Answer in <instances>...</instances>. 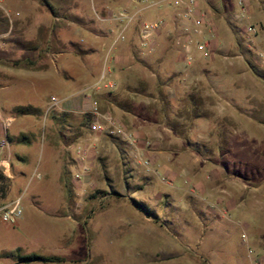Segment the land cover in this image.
<instances>
[{
  "label": "rangeland",
  "instance_id": "374dc122",
  "mask_svg": "<svg viewBox=\"0 0 264 264\" xmlns=\"http://www.w3.org/2000/svg\"><path fill=\"white\" fill-rule=\"evenodd\" d=\"M127 1L129 0H69V15L64 21L66 25L56 29V33L64 35V40L61 45L52 47L46 53L49 70L34 68L28 64V60L23 59L21 66H7V74L0 79V124L1 117L12 116L13 121L6 130V136H22L24 139L8 140L12 176L9 181L6 178L0 179V198H4L7 193L5 202L18 199L22 209V216L15 223L4 221L0 216V264H14L11 252L14 255L35 252L50 256L70 252L73 245H80L77 256L81 260L62 264H264V125L263 130H259V125L247 124L245 135L258 133L257 138L243 139L234 145L233 153L236 156H247V159L236 158L232 151L226 152L229 136L226 135L216 143L215 157L218 160L225 158L230 177L228 188L235 203L223 205L225 212L219 209L222 205L214 203L212 196L200 190L191 174L180 172L175 175L167 167L155 165L153 167L156 171H146L131 154L126 153L127 158L115 154L111 149L107 150L114 142L126 148L121 140L104 132H100L95 139L96 132L88 126L78 128L77 136L72 142H96L99 149V142L102 141L103 148L108 153L106 158L93 156L87 160V170L74 164L68 167L64 164L60 153L63 144L60 143L58 128L49 117L50 112L56 108L48 106L49 103L56 105L76 94L85 93L83 82H95L105 68L103 54H115L117 46L127 41L132 32L139 51L149 61L145 62L150 64L148 66L152 70L156 69V56L152 54L154 47L151 51H145L137 33L145 20L140 17V12H134V7L126 5ZM133 1L143 10L147 9L145 7L150 0ZM196 1L201 9H207L208 5H204V0ZM170 5L177 6L182 20L186 21V26L180 29L173 28L175 22L173 19L170 21V30L174 33L177 48L185 52L184 44L189 41V53L193 44L198 55L194 65L201 68L211 63L217 75L225 83L230 82L233 77L231 61L241 58L229 55L225 59L216 52L213 54V61L211 57L204 58V50L199 47L203 40L191 38L190 23L197 29L192 17L183 16V4L172 2ZM11 6L7 5L14 17L15 11ZM39 6L44 16L52 21L49 9L44 4ZM121 9L134 13L133 19L127 22L115 18ZM1 14L5 16L2 12ZM161 19L164 20L163 25L169 23L166 19ZM236 22L242 28L247 26L242 18L236 19ZM218 24V37L224 44L231 45L228 54H233L237 51L233 31L225 18H221ZM203 29L210 32L207 25L201 31H196L200 34ZM99 31L103 33H98ZM157 37L158 31L154 34V41ZM25 47L29 48L30 43ZM120 52L128 53L129 50L122 49L117 53ZM189 55L188 60L179 59L185 69L193 59ZM126 62H117L115 70L123 78H129L131 69H139L138 77L150 90L148 94L157 96L154 85L158 79L166 85L164 91L169 99L167 117L170 118V123L176 121V133L190 139L194 135H200L197 138L199 140L193 138L195 141H192L197 147L201 145L202 152L207 153L208 147H212L213 143L215 149V141L211 140L212 143L206 139V136L214 138V134L216 135V130L211 126L215 122L211 121L210 125L206 120L217 114L210 94H203L200 90L192 92L187 88L186 84L192 86L188 76H185V80L176 79L170 72L147 76V69L139 63L136 68H131ZM260 63L256 65L261 69L262 75L264 62L260 60ZM46 71L49 76H46ZM200 80L202 79H194L193 83H207ZM167 86L171 88L167 90ZM114 93L112 106L102 102L98 107L121 119L117 107L123 109L133 100L130 98L131 94L121 87L116 88ZM188 94L200 95L199 101L203 109L201 118L189 117L184 106ZM133 97L140 99L143 95L134 94ZM19 107H26L28 110H19ZM139 109L144 114H155L156 111V108L150 107L138 106L137 110ZM252 112L264 117V104L257 105ZM72 113L69 119L71 127L67 126L63 130L68 135L73 133V128L81 121L84 112ZM156 115L162 118L160 105L157 106ZM166 126L169 125L166 123ZM128 127L132 130L129 125ZM227 128L228 132H234L237 126L231 124ZM4 133L3 127H0V137ZM71 149L75 151V146ZM220 149L225 151L221 153ZM18 154H23L26 159L20 160ZM250 156L252 160H256L257 166L253 165ZM126 159L133 163L129 168L124 166L123 160ZM75 173H79L81 178L77 179ZM88 175L91 182L86 178ZM74 200L87 206V209L91 205L93 212H87L76 222L66 218L65 214L70 206L73 207ZM136 201L149 209L150 214L147 215Z\"/></svg>",
  "mask_w": 264,
  "mask_h": 264
},
{
  "label": "crops",
  "instance_id": "0c3cea01",
  "mask_svg": "<svg viewBox=\"0 0 264 264\" xmlns=\"http://www.w3.org/2000/svg\"><path fill=\"white\" fill-rule=\"evenodd\" d=\"M2 1L6 6L8 4L13 6H11V9L15 11V15L14 17L12 16V21H9L1 14L0 11V79L3 76L5 77L7 74V66H21L23 65V59L28 60V64L34 68L40 70H49L48 63L45 59L47 55L46 53H49V50L52 47L54 48L55 46L61 45L64 40V35L56 33V29H58L59 26L63 27L66 25L64 21H66V18L69 15V0H48L53 7V11L46 5L45 6L52 14V21L48 20L41 11L39 4L43 3L40 0H30V3H28V0ZM237 1L238 0H204V5H208L206 7V11L208 13L209 22L213 24V27L215 28L214 35H212L206 29H203L202 33L199 34L195 30L194 26L190 23L191 38L209 41L210 53L206 55V57H204V55V58L211 57V60L213 61L215 59L213 54L216 52L221 54V56L225 59H228L230 57L229 55H233L232 57L241 58V60L245 62H242L240 59L231 61V72L233 77L230 79V82L226 81L225 83V80L217 75L215 67H211V63L208 64L209 66L201 68H198L194 65V61L197 60L195 58L198 55L192 43L190 53L189 51L184 52L177 48L178 46L175 45L173 38L174 33L172 30H170V26H172L170 21L172 19L174 20L175 23L173 28L176 29L184 28L186 26V21L182 20L183 17L182 15L180 16L181 13L177 6L170 5L171 3L165 4V2L162 4L160 0H150L149 5L145 7L147 9L142 10V7L136 6L135 3H133V0H129L127 1L126 5L134 7V12H140V17H143L144 20L164 18L169 22L158 30V37L155 39V46L152 54L156 56L154 57L156 60V69L152 70L148 66L150 64L145 62L147 59L144 57L145 55L142 54L143 52L139 51L140 49L138 48L137 42L134 39V32H132L130 34V38L127 41L117 46V51L115 54L110 55L108 52L103 54L105 65L104 69L107 72L108 78L116 82L115 87L110 88L101 86L98 88H92L90 90H86L85 93H81V95L76 94L72 96L63 103H58L55 105L53 102H51L48 106L55 107L58 111H68L71 113V116L73 114L72 112H82L81 109H83L86 102L89 103L95 101L97 105H100L102 102H106L112 106L114 104L113 98H115L114 90L121 87L127 93L131 94L130 98H132L133 101L129 105H131L134 110H129L126 108V106H124L123 109L117 107L119 117L127 126L129 125L133 131L139 134L141 138H146L148 136L152 139V146L146 150V154L148 157H150L153 166L167 167L166 169L171 173H175V175H179L180 172L191 174V177L195 179L200 190L212 196L215 200L214 203L216 205H222L219 207V209L222 212H225L223 205H235V203L233 199H231L232 193L228 188L230 177L227 174V167L224 162L225 158H220L218 160V158L215 157L216 143L219 142L220 139L225 138L226 135L229 136L226 152L232 151V154H234L233 152L235 144L241 142L243 139L257 138L258 133H255L254 135H245L247 124L259 125V130H263L264 125V117L252 112L253 108H256L257 105L261 106L264 104V71L262 75L260 74L257 76L248 66L247 62L250 61L254 64H261L260 60L262 59L257 56V53H264V0H244L247 3L246 11L245 13H242L240 17L237 16L238 12L241 13V9ZM200 4L203 5V3ZM16 5H18V8ZM16 12H18V14H16ZM176 13L180 14L176 15ZM221 18H225L227 20L233 31L237 48V51L233 52V54H228L230 53L231 45L224 44V42L218 37V23L221 21ZM238 18H242L243 22L247 23V25L251 24L256 27V32H246L244 30L245 28H242L241 25H238L236 22V19ZM78 29L82 30L81 27ZM98 33L102 34L103 31H99ZM28 42L30 43L29 48L25 47ZM127 48L129 50L128 53H117L118 51L122 49L125 50ZM186 54H191L193 57L187 69L183 68L182 61H180L183 58L185 59ZM224 55H227V57ZM121 61H129L126 63L128 64V67L131 68H136L139 63L141 66L147 69V76L162 74V72H170L171 74H174L176 79L181 80H185L187 78H185V76H188L192 86L186 84L187 88L189 87L190 90H193L192 92L200 90L203 94H210L213 98L212 102L216 107L217 114H214L212 119H206V117L202 118L206 119L209 124L211 121L215 122V125H210L216 130L217 138H215V134L214 138H209L206 136V139L215 141V149L213 146L214 143L211 141L213 143L212 147H208L209 151L206 155L202 154L201 152L203 149L200 147L196 148L190 144H194L192 141L194 139L199 140L197 138H199L200 135H194L192 139H190L188 136L184 137L181 134L172 131V128L169 126H166V123L162 120V118L157 115L155 116V114H157V106L160 105L158 97L148 94L150 90H148L146 85L138 77L140 74L138 72L139 69H131L132 71H130L129 78H123L114 67L117 62ZM15 72L17 73V70ZM45 73L46 76H49L48 71ZM132 77L135 79L133 80ZM194 79H202L200 81H205L207 83L203 85V83L198 81V83L194 84ZM89 83L93 82H83V85ZM165 86L166 85L162 86L163 90H165ZM168 88L171 87L167 86V90ZM155 89H157V87H154V90ZM84 94L88 95V98H85ZM132 94L143 95V97L140 99H135ZM243 97L245 100H242ZM138 106L143 108L150 107V109L156 108L155 114L153 112H147V114H144V112L142 113L140 109L137 110ZM152 114L154 115L152 116ZM231 124H235L237 126L236 131H227V126L230 128ZM0 127H2L1 124ZM70 127H68L69 131H71ZM78 128H81L79 123L75 125L73 132ZM210 129L212 128H209V130ZM65 135L67 139L59 134L60 143L63 144V148L60 151L63 156V162L67 167L71 164L77 165L79 167V164L76 160V151L71 148L74 147L77 142L81 141L76 140V142H69L68 138L71 135L69 134L70 136H68L66 133ZM98 135L99 133H95L94 138L96 139ZM157 135H160L161 139H157ZM16 138L17 137H13V139ZM88 144V160H90L93 156L106 158L108 153L103 148L102 141L99 142V145L101 146L99 149L96 142L93 144ZM114 144L115 142L112 143V147L107 150L111 149L115 152V154H119L120 156L122 155L127 158L129 157L126 153L132 155L131 151L127 147L122 148L118 144ZM140 144H142V141H140ZM240 145L241 144L239 143V146ZM224 151L220 149L221 153ZM234 156L236 158L245 157L247 159V156L240 154L237 156L234 154ZM18 158L22 161L26 159L23 154H18ZM255 161L256 160H252L253 165L257 166ZM123 162L125 168H129L133 164L130 161L128 162V159L123 160ZM11 170L12 161L9 159V175H5L7 181H9V178L12 176L10 173ZM154 171H156V169ZM86 178L89 182H91L89 175ZM6 196L7 193L5 194L4 198H0V205L7 203L5 202ZM72 204L73 207H69V211L65 214V217L71 218L75 222L80 220V218L87 214V212H93V207L91 205L87 209V206H82L81 202L74 200ZM79 246L80 245H73L70 252L63 254H50L64 257V260L60 262L44 260L18 262L16 259V254L14 255L13 252H11V255L14 257V264H62L66 263V261L71 262L77 261L78 259L81 260V257L77 256V249ZM40 255L49 256V254ZM78 255L80 256V254ZM9 264L13 263L10 262Z\"/></svg>",
  "mask_w": 264,
  "mask_h": 264
},
{
  "label": "built area",
  "instance_id": "2783aa9c",
  "mask_svg": "<svg viewBox=\"0 0 264 264\" xmlns=\"http://www.w3.org/2000/svg\"><path fill=\"white\" fill-rule=\"evenodd\" d=\"M161 2L167 3H177L183 4V16L185 17H192L194 24L196 25V30L201 31L203 26H208L212 35L215 34L213 30V26H211L208 13L206 10L201 9L198 6L196 0H160ZM238 5L241 9V13H237V16L240 17L242 13L246 11V2L244 0H238ZM0 11L5 15V17L12 21V15L8 7L0 0ZM18 14V12H16ZM134 17V13H129L125 9H121L119 13L115 16V18L120 20H127L130 21ZM164 24V20L159 18L156 20H145L142 22L138 33L140 36L141 46L144 48L145 51H151L154 47V34L161 28ZM246 32L255 33L256 27L251 24H248L244 29ZM123 38V35H120ZM189 41L184 44L186 52L189 51ZM199 47L204 50L205 55L210 53V45L208 40H204L199 43ZM227 57V55H224ZM257 56L262 59L264 62V53L259 52ZM185 58L188 60L190 59V55L186 54ZM116 82L112 79H109L107 76V72L105 69L102 70L99 78L97 81L93 83L86 84L84 90H90L92 88L98 87H115ZM85 98H88V95L84 94ZM54 101H57L55 97H53ZM83 112H88L90 114V124L89 128L96 132H104L108 135L114 136L115 138L121 140L125 146L131 151L132 155L138 160V162L145 168L146 171H154L155 168L153 167V163L146 154V150L152 146V139L149 137L141 138L136 132L132 131L121 119L115 117L109 111H103L99 109L97 103L93 102H86L82 109ZM13 117L12 116H4L1 117V124L5 133L0 137V173L3 175H9V159H10V151H9V142L8 137L6 136V130L8 126L12 123ZM157 139H161L160 135H157ZM142 141V144H140ZM76 151V160L79 164V167L83 170H87L89 167L87 165L88 160V151H89V144L87 142L81 141L77 142L75 145ZM75 177L77 179L81 178L79 173H75ZM165 179V177H162ZM22 209L19 206V200H11L7 203L0 205V216L2 220L8 221L10 223H14L16 219L21 215Z\"/></svg>",
  "mask_w": 264,
  "mask_h": 264
},
{
  "label": "trees",
  "instance_id": "16d2710c",
  "mask_svg": "<svg viewBox=\"0 0 264 264\" xmlns=\"http://www.w3.org/2000/svg\"><path fill=\"white\" fill-rule=\"evenodd\" d=\"M44 5H46L47 7H49L52 11H53V7L52 5L49 3L48 0H40ZM248 62V66L251 68V70L259 75L261 74V69L254 63L250 62V61H247ZM164 84L158 79L157 80V83L155 84V87H157L156 90V95L158 97V100H159V104H160V112H161V115H162V119L169 125L171 126V128L176 132V128H175V125H176V121H172L171 123L169 122L170 118L167 117V113H169L168 111V106H169V99L167 97V95L165 94V91L162 89V86ZM200 95H192V94H188L187 95V103L184 105L186 106V111L188 112L189 114V117H200V116H203V109L201 107V103H200ZM126 108H128L129 110H134L132 108L131 105H127ZM19 110H28L26 109V107H19ZM49 116L53 119L55 125L57 126L58 128V133L60 135H62L63 137H65V133H64V129L67 128V126H70L71 123L70 121L68 120L69 117L71 116V113L68 112V111H58L56 109L52 110L49 114ZM90 114L88 112H84L83 115H82V119L81 121L79 122V126L81 127H89V124H90ZM175 118V117H174ZM177 118V117H176ZM171 120H177V119H171ZM178 124H180L178 122ZM76 131V130H75ZM73 132V136L71 135H68L70 136L68 138V141L69 142H72L74 137L77 136L76 132ZM65 139H67L65 137ZM8 140L10 141H13V137H10L8 136ZM17 141H23V137H17L16 138ZM192 144V146L198 148L195 143H190ZM201 146V145H200ZM199 146V147H200ZM202 154L206 155L207 153H203L201 152ZM6 177H4L3 175L0 174V179L2 180H5ZM1 181V180H0ZM139 206L145 210L146 214L149 215L150 214V211L149 209L145 208V206L136 201ZM16 259L18 262H28V261H32V260H44V261H53V262H60V261H63L64 260V257L62 256H59V255H50V256H43V255H40V254H37V253H34V252H31V253H26V254H21V253H16Z\"/></svg>",
  "mask_w": 264,
  "mask_h": 264
}]
</instances>
